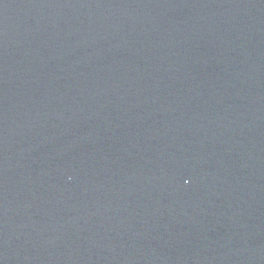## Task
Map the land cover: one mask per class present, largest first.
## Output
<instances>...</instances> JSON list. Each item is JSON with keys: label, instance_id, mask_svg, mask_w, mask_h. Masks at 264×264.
<instances>
[{"label": "water", "instance_id": "1", "mask_svg": "<svg viewBox=\"0 0 264 264\" xmlns=\"http://www.w3.org/2000/svg\"><path fill=\"white\" fill-rule=\"evenodd\" d=\"M0 264H264V0H0Z\"/></svg>", "mask_w": 264, "mask_h": 264}]
</instances>
